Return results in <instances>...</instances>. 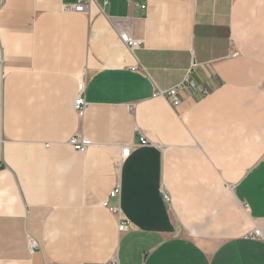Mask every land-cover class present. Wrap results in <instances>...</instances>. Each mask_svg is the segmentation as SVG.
Wrapping results in <instances>:
<instances>
[{"label": "crops", "instance_id": "1", "mask_svg": "<svg viewBox=\"0 0 264 264\" xmlns=\"http://www.w3.org/2000/svg\"><path fill=\"white\" fill-rule=\"evenodd\" d=\"M78 1L0 0V264H264V0Z\"/></svg>", "mask_w": 264, "mask_h": 264}, {"label": "built area", "instance_id": "2", "mask_svg": "<svg viewBox=\"0 0 264 264\" xmlns=\"http://www.w3.org/2000/svg\"><path fill=\"white\" fill-rule=\"evenodd\" d=\"M93 1H95V0H79L75 4H66L64 6V9L68 10V11L74 10V11L81 12V13L87 12L90 4ZM104 1H105V3L108 2V0H104ZM121 38L131 50L138 49L141 46L140 40H138L137 38L132 36L129 32H125V33L121 34ZM133 69H136V67H133ZM189 86L195 87L196 82H195V80L192 79L191 74L187 73V75L185 76L183 81L180 82L178 85L172 86V87L166 88V89H162V88L160 89L159 88L154 92L153 96L154 97H159V96L162 97L163 96L169 101V103L171 105L176 106L181 102V96L179 93V89L182 87H189ZM74 107H75L76 111L81 115L85 112L86 107H87V102H86V99H85L82 91H80L78 93L77 97L75 98ZM128 107L131 111L134 110V104H129ZM70 143L77 150L84 152L92 144V140L86 136L75 135L71 138ZM142 143L146 144L147 140L144 138L142 140ZM130 151H131V146L127 145V146L122 148V155L128 156L130 154ZM119 191H120L119 188H114L111 191V195L115 196L119 193ZM163 196L166 200L170 199V195L166 191L163 192ZM111 209H116V207H111ZM126 229H127V223L126 222H120L119 223V231H124ZM246 236L251 237V238H262L263 237V229L260 225H257L256 227L253 228V230L249 231ZM36 247H38L37 240L35 238H31L30 239L31 251L35 250ZM111 264H118V262L116 260H113L111 262Z\"/></svg>", "mask_w": 264, "mask_h": 264}]
</instances>
